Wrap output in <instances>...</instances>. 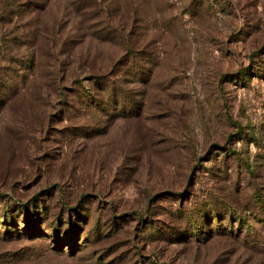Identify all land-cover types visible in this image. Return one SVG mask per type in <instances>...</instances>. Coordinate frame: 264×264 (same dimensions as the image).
Returning <instances> with one entry per match:
<instances>
[{"label": "rangeland", "instance_id": "rangeland-1", "mask_svg": "<svg viewBox=\"0 0 264 264\" xmlns=\"http://www.w3.org/2000/svg\"><path fill=\"white\" fill-rule=\"evenodd\" d=\"M0 264H264V0H0Z\"/></svg>", "mask_w": 264, "mask_h": 264}, {"label": "trees", "instance_id": "trees-1", "mask_svg": "<svg viewBox=\"0 0 264 264\" xmlns=\"http://www.w3.org/2000/svg\"><path fill=\"white\" fill-rule=\"evenodd\" d=\"M104 36L110 38L112 37V29L109 27L108 23H105L102 27ZM120 81L117 79H108L104 76H94L91 79V83L94 86L93 92L87 90L86 92H79L78 90L75 93L77 102L81 106L89 107L95 106L98 107L103 112H109L107 109L112 108L114 105L117 109L118 101L122 96V91L120 89ZM80 85V83H75V85ZM112 112V111H111Z\"/></svg>", "mask_w": 264, "mask_h": 264}]
</instances>
